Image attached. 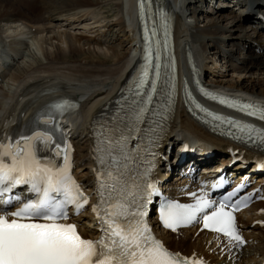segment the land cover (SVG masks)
Wrapping results in <instances>:
<instances>
[{"label":"snow or ice","instance_id":"obj_1","mask_svg":"<svg viewBox=\"0 0 264 264\" xmlns=\"http://www.w3.org/2000/svg\"><path fill=\"white\" fill-rule=\"evenodd\" d=\"M138 16L142 23L152 20L151 30L147 25L144 28L143 62L116 101L112 119L101 126L93 149L98 167L94 169L97 198L91 211L100 235L84 238L75 224L64 222L69 219V206L78 213L89 197L71 177L70 146L57 142L50 130L58 132L56 118L77 107L70 98H61L45 105L18 138L0 143V264H204L195 253L186 257L166 248L154 237L146 219L152 197L159 195L156 182L149 179L155 153L139 144L129 145L139 140L141 133L163 130L162 122L170 118L175 105L177 86L175 62L167 55L170 16L159 8L153 12L150 0H138ZM160 30L163 46L158 38ZM193 86L200 97L264 122V104L208 91L195 79ZM180 92L190 105L189 111L199 110L222 135L257 147L264 154V128L209 111L193 97L187 81ZM43 146L50 155L40 154ZM61 155L62 163L57 159ZM258 167L264 169V161L258 162ZM222 183L220 179L211 187L219 188ZM204 187L201 185L199 194L188 193L192 203L162 202L159 223L172 232L199 223L216 234V239L227 241L230 247L222 248L221 254L227 251L231 256L232 248L245 243L234 213L251 195L233 202L241 187L238 185L213 199ZM21 189L29 195L19 207L9 210L20 202L17 193Z\"/></svg>","mask_w":264,"mask_h":264},{"label":"bare ground","instance_id":"obj_2","mask_svg":"<svg viewBox=\"0 0 264 264\" xmlns=\"http://www.w3.org/2000/svg\"><path fill=\"white\" fill-rule=\"evenodd\" d=\"M58 1L0 0V50L6 48L4 56H10L11 60L0 80V139L9 135L15 128H17L16 136H18L46 100L56 95H67L77 99L80 109L73 116L75 128L72 130L75 147L73 153L75 173L83 181L86 191H90L93 184L90 121L100 110V107L113 98L121 88L126 71L132 64L133 50H136L133 44L135 38L132 30L134 0H114V3L111 4L116 12L114 21L102 25L105 27L104 34L111 32L115 26V34L122 37H118V40L124 39L126 45L123 46L120 41H117L116 46L105 44L104 47L101 46L103 39L100 38L101 36L90 38L83 34H73L65 29H60L61 22L58 25L52 18L55 15L53 11H55L56 16L60 17L61 21L64 20L65 23L86 22V20L89 22L93 18V9L98 1ZM164 1L172 5L175 14L176 45L181 48L179 50L182 53L185 51L191 53L195 62L200 66L201 78L208 86L264 99V32L257 31L241 15L239 17L232 15L233 24L231 27L234 28L244 21L246 26L248 25L247 28L253 31L252 33L256 36V38L250 36V38H245L244 35H238V42L253 44V49L257 46L262 52L255 55L250 53L251 58L246 61L244 66L232 61L227 64L229 77L226 78L223 74L214 76L212 73L216 71L217 66H212V62L211 65L208 63L210 57L203 39L207 38L209 48L215 54H225L226 57V52L218 46L220 36L216 33L217 30H220L222 34L226 33L227 29L218 25L217 22L218 19H224L226 14H218L216 20H211L200 29L194 27L189 19L194 17L195 10L201 9L198 6V1L194 0L190 12H188V7H184L188 0H171L173 4L169 0ZM228 1L237 9V12H242V10H247V7L251 8L255 5L257 0L250 3L248 0ZM218 2L221 6L228 5L224 0ZM212 4L216 5L215 1ZM107 13L105 17L113 16L109 11ZM96 21L97 19L91 23ZM226 36L232 37L230 34H226ZM241 46L239 44V48H244L247 45ZM17 55L18 57L13 60ZM236 61H240L239 58ZM234 73L236 74L234 75ZM247 73L248 78L245 77ZM258 74L261 76L259 77ZM204 75H207L208 78L204 79ZM182 135L194 141L206 139L210 142L213 140L219 144L220 149L225 143H228L205 132L181 106L176 108L168 136L160 152L169 161L172 170L170 172L163 171L167 162L162 159H160L161 165L158 170V176L162 180L169 175L170 183H163L162 186L165 187L168 194L173 195H181L184 191H190L195 185L190 183L184 175H177L181 166L184 168L189 163H211L219 157H221L220 161H223V158H226L224 161L228 159V155L223 149L210 160H203L199 158L201 156H190L186 153L187 159L179 163V167L172 165V161L176 160V148L180 145V141H177L176 137ZM168 145H172L169 152ZM204 171L202 170V172ZM262 210H264V202H257L249 209L237 214V221L241 226L240 232L250 242L239 248H232L231 256L227 251L221 254L222 248L230 247L225 239H216V234L200 230L197 225L177 229L176 232L161 231L160 237L168 248L183 256H192L195 253L197 258L204 261V264H256L264 256V223H261L264 222V211ZM84 215L87 218L90 213L85 212ZM78 228L84 236H92L96 233L95 229L85 227L84 222L79 224Z\"/></svg>","mask_w":264,"mask_h":264},{"label":"rangeland","instance_id":"obj_3","mask_svg":"<svg viewBox=\"0 0 264 264\" xmlns=\"http://www.w3.org/2000/svg\"><path fill=\"white\" fill-rule=\"evenodd\" d=\"M96 1H98V3L95 5V8L93 9L94 14L91 20L93 21L97 19L95 23H91V21L88 22L87 20L86 22L76 21L74 23H65L64 20L60 21L61 18L56 16L57 13L55 11H53V14L55 15L52 18H54L53 19L54 22H56V24L58 25L60 24L59 22H61L62 25L59 27L60 29H65L68 32H71L73 34H76V35L83 34L85 36H89L90 38L97 37V35L101 36L100 38H103L101 40L102 47L106 45L116 46L118 44L117 41L118 42L120 41L122 45L125 46L126 41L124 39L118 40V37L120 38L122 37L119 36L118 34L117 35L115 34L116 32L115 26H113L114 29L112 28V31L111 32L109 31L108 34L107 33L104 34L105 27L102 26L104 23H112L114 21V17H115L114 15L116 14V12H115V8L113 6L111 7V4L114 3V0H96ZM196 1H198V4H199L198 6L201 7V9L195 10L194 17L189 18L192 24L194 25V27H198L201 29L205 26V24H208V22L210 23L211 20H216L218 14H226L224 19L222 20L218 19L217 21L218 25L220 24L221 26H224V28L227 29L226 33L222 34L220 30H217L216 32L220 36V40L218 41V46H220V48L226 52V57H225V54L223 55L215 54L213 50H210L211 48H209L207 38L204 37L203 39V41L206 43V46L208 48V56L210 57V59L208 60V63H210L211 65V62H212V66H215V65L217 66L215 68L216 71H214L212 75L219 76L220 74H223L227 78L230 76L229 72L227 71L228 69L227 64H229L231 61L238 62L240 65L244 66L246 61H248L251 58L250 53L254 55L258 53L261 54L262 51L257 50L255 48L253 49V44H250V45L249 43L241 44L240 42H238L239 40L237 37L238 35H241V36L244 35L245 38H250V37L256 38V36L254 33H252L253 31L247 28L248 25L246 26L244 21L240 22V24L236 25V27L234 28L231 27V25L233 24V20L231 18L232 15H237L236 17H239L238 12L236 11V8H234L231 5L232 4L231 2H229L228 0H224L225 4L227 1L228 5L221 6L219 5L220 2H218L221 0H218V1L217 0H210V1L206 0V2L205 0H196ZM214 1L216 5L212 4V2ZM57 2L59 1L57 0ZM194 2H195L194 0H188L185 2L184 7L185 6L188 7V12H190L191 8H193L192 5L194 4ZM107 11L110 12V15L113 14V16L105 17L108 14ZM226 34H230L232 37H227ZM239 44L240 46L247 45L248 47L245 46L244 48H239ZM84 48H86V46H84ZM237 58H239L240 61H236ZM235 74L236 73H234V75ZM258 76L260 77L261 75L258 74ZM245 77L248 78V73L245 75ZM207 78H208L207 75H204V79H207Z\"/></svg>","mask_w":264,"mask_h":264}]
</instances>
